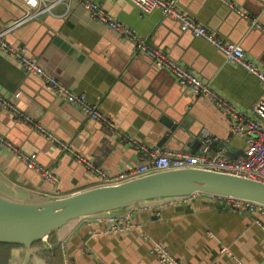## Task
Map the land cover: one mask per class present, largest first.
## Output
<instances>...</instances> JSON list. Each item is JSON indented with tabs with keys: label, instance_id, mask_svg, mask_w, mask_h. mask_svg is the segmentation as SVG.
Wrapping results in <instances>:
<instances>
[{
	"label": "crops",
	"instance_id": "1",
	"mask_svg": "<svg viewBox=\"0 0 264 264\" xmlns=\"http://www.w3.org/2000/svg\"><path fill=\"white\" fill-rule=\"evenodd\" d=\"M95 1L149 43L192 68L236 105L250 108L264 100V90L253 74L228 62L212 43L182 29L178 21L161 10L143 12L131 0ZM229 1L235 7L223 0H177L219 36L239 42L247 55L264 67V0ZM24 5L23 0H0V28L9 30L8 39L25 45L48 72L75 92L84 93L117 123L121 132H132L138 143H128L124 136L86 116L41 78L25 74L1 51L0 93L96 165L114 174L141 163L142 146L153 151L168 132L161 121L164 114L179 121L181 133L190 143L207 128L219 139L213 150L225 152L230 147L234 155L245 152L246 139L232 131L228 114L208 97L178 86L172 74L154 65L131 40L95 19L77 0H71L69 8L60 3L38 19L14 28ZM250 17H256L261 27L249 28ZM0 132L22 150L35 154L59 176L54 184L0 150V175L5 181L1 187L13 192L14 197L29 202L61 198L103 185L72 155L7 111L0 113ZM165 146L167 143L157 148L167 149ZM181 150L191 151L190 145L185 143ZM110 215L131 216L137 225L124 232L107 233L100 232L109 225L107 220H97L98 216L81 218L59 243L49 237L35 245V249L46 248L38 252V260L41 264H50L51 260L52 264H63L65 259L69 264H162L151 251L152 243L158 241L184 264H264V213L223 210L201 198H162L132 204L102 217ZM144 234L150 240H144ZM14 248L6 264H22L24 252L19 250L13 255ZM57 249L58 257L53 254ZM7 253L3 248L2 262ZM29 264H37L36 259Z\"/></svg>",
	"mask_w": 264,
	"mask_h": 264
},
{
	"label": "built area",
	"instance_id": "2",
	"mask_svg": "<svg viewBox=\"0 0 264 264\" xmlns=\"http://www.w3.org/2000/svg\"><path fill=\"white\" fill-rule=\"evenodd\" d=\"M71 0H23L27 12L14 21V28L30 20L39 18L41 14L49 12L60 3L69 8ZM88 12L98 21L106 23L111 29L118 32L125 38L131 40L140 52L147 54L154 65L167 70L176 82L187 91L193 94L208 97L216 106L228 114L232 121V131L235 134L244 136L247 147L244 155L230 158L222 151L212 153L218 137L210 130L203 128L200 132L201 141L197 151H183L172 149L155 148L151 151L148 147L144 149V160L128 170L117 173H109L87 155L76 150L69 142L62 139L56 132L39 121L34 120L19 106L13 104L10 99L0 93V113L7 111L16 119L29 124L37 133L44 136L57 148L72 155L76 161L83 164L102 184H116L144 174L175 169L199 167L215 169L219 171L235 173L264 181V100L255 102L250 108H242L223 94L218 92L210 82H207L200 74L184 63L173 58L169 52L148 42L147 38L140 36L134 29L118 20L111 12L106 10L95 0H77ZM143 12H151L155 9L168 17L180 21L184 30H190L195 36L205 38L216 48L222 51L228 62L238 64L253 74L260 82L264 90V67L255 59L249 57L239 42L228 41L219 36L206 25L202 24L184 10L177 0H131ZM229 5H235L229 0H223ZM245 17L248 15L238 10ZM251 18V17H250ZM251 26L261 27L258 19L251 18ZM9 30L0 28V51L9 59L18 63L23 72L28 75H35L46 82L47 86L57 95L78 107L86 116L104 124L111 131L119 136H124L130 144L138 143V139L132 132H121L117 123L107 114L102 112L96 105L92 104L84 93L75 92L70 86L58 80L56 76L48 72L39 59L31 54L25 45L10 42L7 39ZM0 150L17 157L24 164L40 173V175L52 183L59 181V176L51 169L44 166L36 157L22 150L7 136L0 132ZM201 198L210 202L222 204L236 213H264V204L240 197L226 196L213 193L196 192L185 198L174 199L187 200ZM97 220H107L109 223L100 232L119 233L130 230L136 226L131 216L110 215L106 218L98 216ZM262 224L261 221H258ZM144 240H150L147 234L143 235ZM151 251L162 264H184L177 258L168 247L158 241L152 243ZM63 264H69L65 259Z\"/></svg>",
	"mask_w": 264,
	"mask_h": 264
},
{
	"label": "water",
	"instance_id": "3",
	"mask_svg": "<svg viewBox=\"0 0 264 264\" xmlns=\"http://www.w3.org/2000/svg\"><path fill=\"white\" fill-rule=\"evenodd\" d=\"M26 12L27 7L24 5V12L18 18ZM178 22L181 26L180 21ZM248 26L253 28L250 22ZM6 37L8 39V33ZM161 121L168 132L152 149L167 143V149L181 150L186 143L190 145L191 152L197 150L200 139L190 143L188 136L181 133L183 127L178 120L164 114ZM216 151L213 150L212 153ZM224 153L230 158L245 154L242 151L241 154L234 155L230 147ZM196 192L246 198L264 204L263 180L199 167L148 173L120 183L103 184L65 197L41 201H20L0 193V242L18 245L13 249V255L14 252L23 250L22 264H29L33 258L37 264H41L42 261L36 255L46 248L35 249V244L48 240L52 233L73 219L107 215L132 204L154 199L185 198ZM209 203L228 210L222 204Z\"/></svg>",
	"mask_w": 264,
	"mask_h": 264
},
{
	"label": "trees",
	"instance_id": "4",
	"mask_svg": "<svg viewBox=\"0 0 264 264\" xmlns=\"http://www.w3.org/2000/svg\"><path fill=\"white\" fill-rule=\"evenodd\" d=\"M1 185H5V181L3 180V177L0 175V192H2V193H5V194H7V195H10V196H12V197H14V195H13V192H8V191H6V190H3L2 189V187H1ZM14 198H16V199H19V200H23V199H20V198H17V197H14ZM23 201H28V200H23ZM35 201H41L40 199H37V200H35ZM81 218L79 217V218H76V219H73V220H71V221H69L67 224H65L63 227H61L58 231V233H52L51 235H50V238H51V240L50 241H52L53 243H59V241L61 240V239H63L68 233H69V231L74 227V225L77 223V221L78 220H80ZM37 244H40V242H38V243H36L35 245H37ZM0 245L1 246H3V248H4V251L6 250L8 253L6 254V256L4 257V260H3V262H2V255H1V252L3 251V248L2 247H0V264H6V260H7V258H8V256H9V252H10V250H11V248H13V247H17L18 245H15V244H11V243H0ZM49 254L51 253V252H48ZM55 253V256L56 257H58L59 256V251H58V249L57 250H55L54 252H53V254ZM51 263L50 264H52V260L50 261ZM53 264H57L56 262H54Z\"/></svg>",
	"mask_w": 264,
	"mask_h": 264
}]
</instances>
